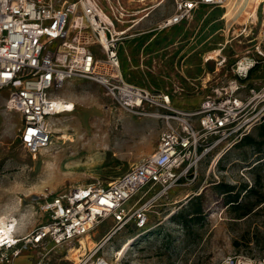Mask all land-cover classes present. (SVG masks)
Masks as SVG:
<instances>
[{
	"label": "rangeland",
	"instance_id": "rangeland-1",
	"mask_svg": "<svg viewBox=\"0 0 264 264\" xmlns=\"http://www.w3.org/2000/svg\"><path fill=\"white\" fill-rule=\"evenodd\" d=\"M253 1L228 0L221 7H201L180 25L161 30L175 12V0H121L129 12H142L135 17L140 20L130 35L150 30L126 38L120 46L126 80L153 95H168L174 109L198 110L216 88L236 79L240 61L258 57L259 46L264 51V4L256 21ZM97 2L114 21L110 6H117V1ZM114 24L117 32L128 27ZM257 66L243 81L244 101L264 88V65ZM9 96L7 89L0 91V213L12 211L24 232L45 221L46 216L33 208L41 195L60 196L72 187L116 180L156 151L167 128L156 106L129 111L101 85L74 80L59 93L75 105L74 111L53 119L54 144L32 156L20 139L21 114L7 108ZM263 106L257 99L250 112L258 114ZM263 133L264 118L248 134L256 144L239 143L228 153L214 151L205 158L197 181L176 187L153 207L146 230L131 223L102 244L116 224L103 221L89 235L100 245L98 256L118 257L119 264H264V205L242 219L237 217L243 211L234 213L228 205V198L235 195L242 204L255 201L244 197L245 189L256 187L264 193ZM141 195L137 193L125 208ZM196 208L201 214L189 218ZM174 215L188 219L186 225L174 220ZM135 236L139 238L126 253L117 256ZM25 258L24 254L17 263L26 262Z\"/></svg>",
	"mask_w": 264,
	"mask_h": 264
},
{
	"label": "built area",
	"instance_id": "built-area-1",
	"mask_svg": "<svg viewBox=\"0 0 264 264\" xmlns=\"http://www.w3.org/2000/svg\"><path fill=\"white\" fill-rule=\"evenodd\" d=\"M116 1L117 6H110L112 17L128 25L118 32L97 0H0V91L8 90L7 108L22 116L20 139L32 156L54 144L53 119L70 113L60 107L64 99L59 93L74 80L101 85L129 111L156 106L167 123L156 151L116 180L72 187L60 196L41 195L33 208L46 218L33 230L24 232L20 221L16 227V217L8 218V226L0 228L7 239L0 242V264H18L24 254L22 264H119L118 257L98 256L100 245L82 254L81 241L108 219L116 224L102 244L131 223L146 230L158 201L176 187L197 181L205 158L214 151H231L264 118V106L258 114L250 112L255 100L264 102V88L249 101L240 97L243 81L257 65H264L260 46L255 50L258 57L240 61L236 79L216 88L195 111L174 109L168 95H153L129 83L119 49L136 35L125 31L140 20L135 17L141 11L129 12ZM227 1L175 0L174 14L159 29L180 25L201 7L217 8ZM137 193L140 198L125 208Z\"/></svg>",
	"mask_w": 264,
	"mask_h": 264
},
{
	"label": "trees",
	"instance_id": "trees-1",
	"mask_svg": "<svg viewBox=\"0 0 264 264\" xmlns=\"http://www.w3.org/2000/svg\"><path fill=\"white\" fill-rule=\"evenodd\" d=\"M258 66L253 69L251 71V74L257 70ZM250 74V75H251ZM262 137H264V133L262 134ZM256 139H254L253 137L251 136H245L243 138V140L240 142L241 144L243 145H247V146H252L254 144H256ZM244 197L246 199H255V201H248L246 204H242L239 203V195H235L234 197H229L228 198V205L230 206V208L232 207V210L234 213H239L240 211H243V213L239 214L237 219H242V218H245L252 215V214H256L254 213V211L264 205V193L262 192H259L256 187L254 188H250V189H245V195ZM201 209L199 208H196L194 209L189 215L188 217L189 218H194L193 216H199L201 214ZM183 217L180 216V215H174L173 219L178 221L179 223H181L183 226L184 224L186 225V220L188 219H182Z\"/></svg>",
	"mask_w": 264,
	"mask_h": 264
},
{
	"label": "bare ground",
	"instance_id": "bare-ground-1",
	"mask_svg": "<svg viewBox=\"0 0 264 264\" xmlns=\"http://www.w3.org/2000/svg\"><path fill=\"white\" fill-rule=\"evenodd\" d=\"M242 1H245V0H241V2ZM253 4H254V9L252 10L253 12H252V14H253V16L255 17V19H256V21H259V18H258V10H259V8L260 7H262V5L264 4V0H254L253 1ZM145 6V5H144ZM156 7H158V6H156ZM156 7H153V8H150L149 10H147V11H150V10H152V9H154V8H156ZM146 11V12H147ZM143 12H145V10L143 11ZM140 14H142V12H140ZM102 17H104V15L102 14ZM132 27V26H131ZM131 27H129V29L127 30V31H125V33H126V35H130V32H131ZM161 27H163V26H161ZM64 102L62 103V104H60V107H65V111H68V112H70V113H72L73 111H71L72 110V107H73V104H71V103H69L68 101H66V100H63ZM54 126V125H53ZM69 141V140H68ZM179 202V201H178ZM21 207V206H20ZM15 208H17V207H15ZM0 214H2L4 217H6L7 219L8 218H12L13 216V214H12V211H10V210H5V211H3V212H1ZM22 220H24V218H25V215L24 214H22ZM22 222V221H21ZM22 224V223H21ZM139 238V236H135V237H133V238H130L129 240H127L124 244H123V249H122V251L120 252V253H118V255L117 256H122V255H124L125 253H126V251L129 249V247L131 246V245H133V243L137 240ZM82 247H81V249L79 250V252H82V250L84 251H86L87 249L89 250V251H92V250H94L95 249V247H97V243L94 241V240H92L91 239V237L90 236H87V238H85V239H83L82 241ZM87 242H88V244H87ZM118 251H120V250H118ZM117 254V253H116Z\"/></svg>",
	"mask_w": 264,
	"mask_h": 264
},
{
	"label": "clouds",
	"instance_id": "clouds-1",
	"mask_svg": "<svg viewBox=\"0 0 264 264\" xmlns=\"http://www.w3.org/2000/svg\"><path fill=\"white\" fill-rule=\"evenodd\" d=\"M10 223V220L4 217L2 214H0V228L7 227ZM19 226V220L17 221L16 227Z\"/></svg>",
	"mask_w": 264,
	"mask_h": 264
},
{
	"label": "crops",
	"instance_id": "crops-1",
	"mask_svg": "<svg viewBox=\"0 0 264 264\" xmlns=\"http://www.w3.org/2000/svg\"><path fill=\"white\" fill-rule=\"evenodd\" d=\"M136 26H137V25H133V26L131 27V29H132V28H135ZM132 30H133V29H132ZM132 30H131V31H132ZM147 32H150V30H147V31H139V30H138L137 33H136V35H138V34H143V33H147Z\"/></svg>",
	"mask_w": 264,
	"mask_h": 264
},
{
	"label": "snow or ice",
	"instance_id": "snow-or-ice-1",
	"mask_svg": "<svg viewBox=\"0 0 264 264\" xmlns=\"http://www.w3.org/2000/svg\"><path fill=\"white\" fill-rule=\"evenodd\" d=\"M0 242H7L6 236L0 233Z\"/></svg>",
	"mask_w": 264,
	"mask_h": 264
}]
</instances>
